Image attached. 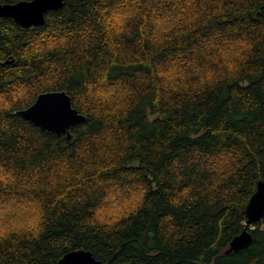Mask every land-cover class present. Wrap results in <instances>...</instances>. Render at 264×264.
<instances>
[{
    "label": "trees",
    "instance_id": "obj_1",
    "mask_svg": "<svg viewBox=\"0 0 264 264\" xmlns=\"http://www.w3.org/2000/svg\"><path fill=\"white\" fill-rule=\"evenodd\" d=\"M20 0H0L15 3ZM65 90L71 138L18 110ZM264 0H65L0 18V264H264Z\"/></svg>",
    "mask_w": 264,
    "mask_h": 264
},
{
    "label": "water",
    "instance_id": "obj_2",
    "mask_svg": "<svg viewBox=\"0 0 264 264\" xmlns=\"http://www.w3.org/2000/svg\"><path fill=\"white\" fill-rule=\"evenodd\" d=\"M65 0H20L0 3V18L11 17L24 28L44 24L46 13L62 6ZM18 114L47 132L65 134L71 138L72 126L85 121V115L72 106L65 90L39 93L32 104L18 110ZM246 224L229 242L228 252L246 248L252 239L248 226L260 221L264 215V174L256 183L255 191L245 206ZM58 264H105L94 257L90 250L75 249L65 253Z\"/></svg>",
    "mask_w": 264,
    "mask_h": 264
},
{
    "label": "rangeland",
    "instance_id": "obj_3",
    "mask_svg": "<svg viewBox=\"0 0 264 264\" xmlns=\"http://www.w3.org/2000/svg\"><path fill=\"white\" fill-rule=\"evenodd\" d=\"M6 209H8L6 206H4V207H0V210H1L2 212H5Z\"/></svg>",
    "mask_w": 264,
    "mask_h": 264
}]
</instances>
